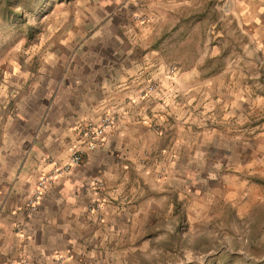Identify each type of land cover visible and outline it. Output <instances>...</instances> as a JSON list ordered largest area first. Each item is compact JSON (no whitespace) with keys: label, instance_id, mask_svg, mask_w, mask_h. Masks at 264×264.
I'll return each mask as SVG.
<instances>
[{"label":"crops","instance_id":"crops-1","mask_svg":"<svg viewBox=\"0 0 264 264\" xmlns=\"http://www.w3.org/2000/svg\"><path fill=\"white\" fill-rule=\"evenodd\" d=\"M258 14L264 20L263 8ZM64 45L14 118L11 145L0 148V264H53L57 252L65 264H153L163 221L197 189L213 144L210 130L186 117V100L173 99L175 88L186 93V70L131 35L67 37ZM110 109L118 122L103 144L47 180L26 210L40 178L68 159L80 123ZM97 196L105 207L91 214L87 204Z\"/></svg>","mask_w":264,"mask_h":264},{"label":"rangeland","instance_id":"rangeland-1","mask_svg":"<svg viewBox=\"0 0 264 264\" xmlns=\"http://www.w3.org/2000/svg\"><path fill=\"white\" fill-rule=\"evenodd\" d=\"M262 8L264 0H0V148L67 37L135 36L186 70V93L175 88L173 99L186 100V117L213 139L197 189L163 221L153 264H264Z\"/></svg>","mask_w":264,"mask_h":264},{"label":"built area","instance_id":"built-area-1","mask_svg":"<svg viewBox=\"0 0 264 264\" xmlns=\"http://www.w3.org/2000/svg\"><path fill=\"white\" fill-rule=\"evenodd\" d=\"M173 69L174 68H172V70ZM157 87V82H152L150 84L151 89H157ZM117 122L118 115L114 110L105 111L93 119L83 120L78 127V140L70 148L68 159L61 165L55 163V167L52 169L51 173L40 178L36 191L34 192L33 199L31 200L32 203H35L39 199L47 180H52L57 174L68 172L76 165L82 164L85 156L90 151H93L97 147L101 146L106 139L108 131L113 128ZM157 128L159 129V126H157ZM93 187L97 189V191L104 190V183L95 181L93 183ZM105 201L106 198L97 196L87 204L88 211L91 214H99L105 207ZM98 218L101 219L102 217L98 215ZM65 260L66 254L57 252L54 257V264H64Z\"/></svg>","mask_w":264,"mask_h":264}]
</instances>
